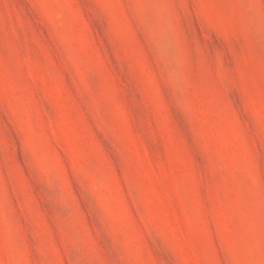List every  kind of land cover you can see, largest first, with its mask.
Returning a JSON list of instances; mask_svg holds the SVG:
<instances>
[{
    "label": "rangeland",
    "instance_id": "374dc122",
    "mask_svg": "<svg viewBox=\"0 0 264 264\" xmlns=\"http://www.w3.org/2000/svg\"><path fill=\"white\" fill-rule=\"evenodd\" d=\"M0 264H264V0H0Z\"/></svg>",
    "mask_w": 264,
    "mask_h": 264
}]
</instances>
